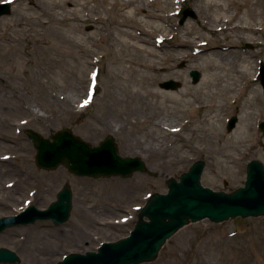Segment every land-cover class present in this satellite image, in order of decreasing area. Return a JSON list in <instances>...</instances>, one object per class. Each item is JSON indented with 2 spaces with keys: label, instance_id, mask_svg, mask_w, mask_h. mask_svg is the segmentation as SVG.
Wrapping results in <instances>:
<instances>
[{
  "label": "rangeland",
  "instance_id": "374dc122",
  "mask_svg": "<svg viewBox=\"0 0 264 264\" xmlns=\"http://www.w3.org/2000/svg\"><path fill=\"white\" fill-rule=\"evenodd\" d=\"M186 9L197 19L181 25ZM10 34L20 40L18 53L8 51ZM261 62L264 0H12L9 14L0 16V161L9 164L0 173V198H8L0 218L16 217L30 206L46 210L68 184L73 208L62 225L37 221L6 229L0 249L19 256L13 264H58L117 242L130 235L149 199L167 193L169 180H179L198 161L206 165L205 187L226 193L244 187L248 165L254 160L264 165ZM148 64L157 65L156 71L141 67ZM195 70L201 73L196 85L190 76ZM170 80L180 86L163 89ZM153 91L183 92L191 101L181 106ZM201 98L221 104L216 123L183 132L181 139L171 136L172 128L178 132L194 118L187 111L199 117L202 109L194 99ZM234 116L238 124L229 132ZM158 118L174 126L153 134L168 142L169 153L156 159L134 154L136 140L150 139L138 130L149 131L150 121ZM65 128L91 145L111 133L119 154L140 158L146 172L95 179L75 176L66 167L38 168L26 131L51 138ZM238 135L242 140L234 146ZM218 136L229 142L226 149ZM184 140L202 151H189ZM29 228L40 233L33 235L31 249L22 245ZM11 229L13 242L4 239ZM34 236L56 244L44 248ZM143 264H264V217L189 223L153 262Z\"/></svg>",
  "mask_w": 264,
  "mask_h": 264
},
{
  "label": "water",
  "instance_id": "95a60500",
  "mask_svg": "<svg viewBox=\"0 0 264 264\" xmlns=\"http://www.w3.org/2000/svg\"><path fill=\"white\" fill-rule=\"evenodd\" d=\"M10 4H0V16L9 14ZM197 18L194 11L187 10L181 24L189 18ZM194 83L199 82L201 73L192 71ZM261 84L264 89V63L260 67ZM176 89L178 83L170 81L162 85ZM238 119L234 117L228 126L232 131ZM264 132V123L260 124ZM37 149V165L44 170L66 167L80 177L107 178L121 176L129 178L136 172L146 171L140 158L122 157L115 141L109 138L98 147L76 137L70 130L63 129L51 138H45L33 130L26 131ZM205 163L197 162L180 180L170 179L167 194H155L140 214V220L130 236L117 242L102 243L97 251L86 254H71L58 264H143L153 262L163 246L179 230L190 222L210 220L223 223L243 217H264V165L252 161L247 169L244 187L233 193L217 192L203 186L201 178ZM73 208V192L66 185L58 199L47 210L28 207L16 217L0 219V234L9 227L29 225L39 220H51L56 225L69 221ZM19 261L17 254L0 249V263Z\"/></svg>",
  "mask_w": 264,
  "mask_h": 264
},
{
  "label": "bare ground",
  "instance_id": "6f19581e",
  "mask_svg": "<svg viewBox=\"0 0 264 264\" xmlns=\"http://www.w3.org/2000/svg\"><path fill=\"white\" fill-rule=\"evenodd\" d=\"M129 9V8H127ZM130 14V13H129ZM125 16V15H124ZM126 19L128 20L127 22L131 21L133 22L134 18L131 16V15H128L126 14ZM129 22V23H131ZM31 29L28 27L26 29V31H30ZM10 43L11 47L8 48V51L9 53H13V52H19V49H18V45H19V38L15 37V36H12L11 34L6 38ZM14 50V51H13ZM17 56V55H16ZM26 56H31V48L27 49V53H26ZM155 57L156 58V55L154 54H149V58H153ZM21 58V57H19ZM21 59H24L23 57ZM11 61V59H10ZM22 61H25V63H28L29 61L28 60H22ZM142 68H146L148 70H153L156 71V68L158 67L157 65H154V64H148L147 67H144V66H141ZM7 89V88H6ZM154 95L156 96H160V98L166 102H175L177 101L181 106H185L187 102H190L191 99L190 97H188L187 99H184V93L180 92L179 94L177 93H173V94H167V95H162L160 93H157L155 91L152 92ZM11 98H15L13 95L9 94ZM210 100H212V98L210 99H204V98H201V99H194V103L196 104V106H198L199 109H202V112L199 115V117L195 116V114H192L193 112H196L195 110H189L186 112L187 115H189L190 117H194L192 119H190V121L182 124V128L179 129L178 132H176V129L174 131H172V125L160 120L159 118L158 119H155V120H152L150 121V124H149V131L147 129H139L137 128L138 130V133L140 135H143L146 134L147 136L150 137L149 138H146L144 139L143 142H141V140H136L135 144H136V147L137 149L134 151V154H138V155H143L145 156V158H149V159H156V158H163L167 153H169V150L171 149L168 144V142H165L163 141V139H160L159 137L154 138L153 134L155 132H161L162 129L164 131H168L165 127L166 126H170L172 129H171V133L173 137H175L176 139H181L182 138V133L183 132H188L190 131L191 129H194V130H197L198 128H203L205 126V124H209V125H214L216 123V120H217V115H218V111L221 110V104H219L218 102L215 101V104H211L210 103ZM81 103V101H80ZM66 106L70 105L71 102L70 101H66L64 103ZM78 104V103H77ZM1 107V106H0ZM68 109V108H67ZM68 111V110H66ZM31 114V112H30ZM135 124H138L137 121H134ZM130 126L132 125V122L129 123ZM114 131L116 130L113 129ZM193 131V130H191ZM133 134V133H132ZM165 139H167V136L164 137ZM223 137L221 136H218V141H219V146L223 149H226L228 146L227 144H229L228 141H225L222 139ZM240 140H242V138H240V135L237 136L236 140H233V145L236 146L238 145V143L240 142ZM185 144V147L189 149V151H194L195 150H198V151H202V149L200 148H197L195 145L196 143L191 141V140H184L183 141ZM174 144V143H173ZM229 146H232V145H229ZM175 147V145H174ZM173 147V148H174ZM176 148V147H175ZM8 161H6L5 159L3 161H0V173L2 172V169L3 167H5V169L7 168L6 166H8ZM2 188L3 187H0V192H2ZM11 198L13 197V195L11 194L10 196ZM7 200L8 198H4V196H2L0 198V206L1 204L2 205H6L7 204ZM35 229L37 228H34L31 230V228L28 229V232L30 236H26V241L25 242H21L23 246H27L28 245V249H31V239H33V235H35V232L38 233V235L40 234L38 231H35ZM26 231V230H25ZM16 233L15 230L11 229L9 230L7 233H6V236L4 237L5 240L7 241H10L12 240V242L14 241L13 237H14V234ZM57 237H60L58 234H56ZM34 238H38V239H41L44 243H43V246L44 248H50L51 246H53L54 244H56V241H46L45 238H39L38 236H34ZM36 241V239H34ZM57 240H59L57 238ZM29 258V257H28Z\"/></svg>",
  "mask_w": 264,
  "mask_h": 264
},
{
  "label": "flooded vegetation",
  "instance_id": "af4514ba",
  "mask_svg": "<svg viewBox=\"0 0 264 264\" xmlns=\"http://www.w3.org/2000/svg\"><path fill=\"white\" fill-rule=\"evenodd\" d=\"M120 129H121V128H120ZM110 134H111V133H106V135L103 137V139L100 140V143L103 142V141H105V140H106L107 138H109V137H113V136H111ZM113 138H114V137H113ZM114 139H115V138H114ZM100 143H99V144H100Z\"/></svg>",
  "mask_w": 264,
  "mask_h": 264
}]
</instances>
